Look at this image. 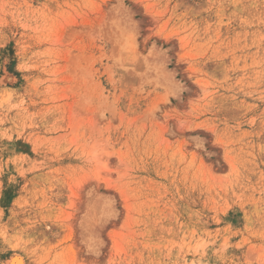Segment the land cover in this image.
Returning a JSON list of instances; mask_svg holds the SVG:
<instances>
[{"label": "rangeland", "instance_id": "374dc122", "mask_svg": "<svg viewBox=\"0 0 264 264\" xmlns=\"http://www.w3.org/2000/svg\"><path fill=\"white\" fill-rule=\"evenodd\" d=\"M21 261L264 264V0H0Z\"/></svg>", "mask_w": 264, "mask_h": 264}, {"label": "bare ground", "instance_id": "6f19581e", "mask_svg": "<svg viewBox=\"0 0 264 264\" xmlns=\"http://www.w3.org/2000/svg\"><path fill=\"white\" fill-rule=\"evenodd\" d=\"M6 77H7V76H6ZM12 79H13V78H12ZM5 81H6V80H5ZM10 81H11V80H10ZM14 260H15V259H14ZM14 260H13V261H14ZM16 261H17V259H16ZM18 262H19V261H18ZM18 262H16V264H17ZM11 263H12V262H11ZM21 263L23 264L22 261H21L20 263H18V264H21Z\"/></svg>", "mask_w": 264, "mask_h": 264}]
</instances>
